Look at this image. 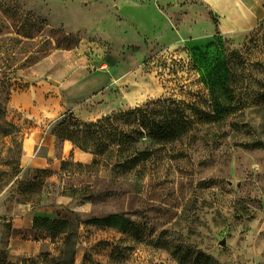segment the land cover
Instances as JSON below:
<instances>
[{
	"label": "rangeland",
	"instance_id": "obj_1",
	"mask_svg": "<svg viewBox=\"0 0 264 264\" xmlns=\"http://www.w3.org/2000/svg\"><path fill=\"white\" fill-rule=\"evenodd\" d=\"M177 1L0 0V264H264V24L222 35ZM212 95L233 110L154 135ZM50 151L54 170L25 164ZM52 191L73 198L55 237L11 262L9 203L39 211ZM110 215L129 228L92 223Z\"/></svg>",
	"mask_w": 264,
	"mask_h": 264
},
{
	"label": "crops",
	"instance_id": "obj_2",
	"mask_svg": "<svg viewBox=\"0 0 264 264\" xmlns=\"http://www.w3.org/2000/svg\"><path fill=\"white\" fill-rule=\"evenodd\" d=\"M183 1V0H178ZM197 2L187 5L190 10V14L187 18H192L196 10L205 11L206 7L211 10V12L218 17L219 30L222 35H245L262 24H264V0H188ZM176 2V3H177ZM192 10V12H191ZM206 12V11H205ZM204 12V13H205ZM192 13V15H191ZM196 14V13H195ZM206 14V13H205ZM64 154L62 155V160H65L70 151H67V146L64 149ZM38 156V155H37ZM57 159L55 153L50 151L46 157H32L28 158L25 163L28 167L33 169H44L51 168L54 170L52 163L49 160ZM53 166V167H52ZM63 196V197H62ZM73 202V198L64 197L63 194L56 193L52 191L50 193L44 194L41 201V210L34 208L32 205H17L16 203H9L6 216H8L9 221L12 223V234L10 240L12 244L10 245V261L18 262L20 253L11 248L13 243H18L22 240L34 241L35 239L44 240L45 242H51L53 240V235L51 232L45 229H37L34 227L35 219H58L57 211L63 206ZM55 211L52 212V209ZM67 208V207H66ZM51 209V210H49ZM47 211V212H46ZM7 221V222H9ZM4 225L0 226L1 230Z\"/></svg>",
	"mask_w": 264,
	"mask_h": 264
},
{
	"label": "trees",
	"instance_id": "obj_3",
	"mask_svg": "<svg viewBox=\"0 0 264 264\" xmlns=\"http://www.w3.org/2000/svg\"><path fill=\"white\" fill-rule=\"evenodd\" d=\"M1 35V33H0ZM25 38H32V35L30 33H24ZM1 46H0V54H3V51H1ZM213 66L210 64L208 65V68H212L211 72L209 74V81L212 83V89H213V94L217 91V85L218 82L220 81L221 77L220 74L223 71V68L227 65L230 64L229 62H220L218 59L213 61ZM6 77V76H4ZM3 80H0L2 84ZM15 85V83H14ZM13 84L7 86V90L5 91L7 94V100H10V97L12 95V92L15 90V86ZM22 88V87H20ZM27 86H23L22 90L26 89ZM230 90V89H228ZM227 91V90H226ZM205 97L206 94H203ZM213 101L211 102L209 106V110H200L199 108L197 109V102L194 101L192 103H187L185 101H179L176 102L178 103V107L173 113L176 119H180L178 122L174 121L171 123L169 126H162L158 128V131L154 133V135L161 139V140H169V139H175V138H184L188 134V130L192 129L193 123L195 122L196 118H194L196 115L200 116L198 118L200 119H217L222 116H226L230 113L232 107H226L222 105V103H219L218 101V96H213ZM258 99L262 102H264V93L258 95ZM204 100V98H203ZM259 102V101H258ZM204 103H206V100H204ZM1 112V108H0ZM193 120V121H192ZM190 121V122H189ZM182 122V123H181ZM49 219H35L34 221V227L37 229H45L49 232L52 233L53 238L56 235V225L57 221ZM92 223H95L99 226H108L113 229H118L121 231H125L129 228L130 222L128 219L124 218L123 216L119 215H110L107 219L104 220H92ZM50 224V225H49Z\"/></svg>",
	"mask_w": 264,
	"mask_h": 264
},
{
	"label": "water",
	"instance_id": "obj_4",
	"mask_svg": "<svg viewBox=\"0 0 264 264\" xmlns=\"http://www.w3.org/2000/svg\"><path fill=\"white\" fill-rule=\"evenodd\" d=\"M51 82L55 83L54 81H51Z\"/></svg>",
	"mask_w": 264,
	"mask_h": 264
}]
</instances>
